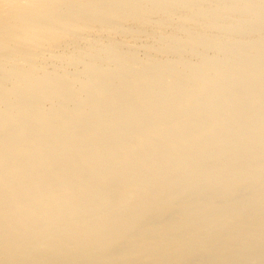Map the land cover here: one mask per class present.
<instances>
[{
    "label": "bare ground",
    "instance_id": "bare-ground-1",
    "mask_svg": "<svg viewBox=\"0 0 264 264\" xmlns=\"http://www.w3.org/2000/svg\"><path fill=\"white\" fill-rule=\"evenodd\" d=\"M0 264H264V0H0Z\"/></svg>",
    "mask_w": 264,
    "mask_h": 264
}]
</instances>
